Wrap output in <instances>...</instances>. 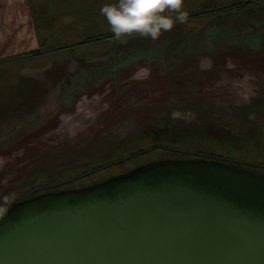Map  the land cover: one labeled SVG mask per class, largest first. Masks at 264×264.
I'll return each mask as SVG.
<instances>
[{"label":"rangeland","instance_id":"374dc122","mask_svg":"<svg viewBox=\"0 0 264 264\" xmlns=\"http://www.w3.org/2000/svg\"><path fill=\"white\" fill-rule=\"evenodd\" d=\"M195 1L205 0H183L182 10L198 11ZM241 1L210 0V6L223 7L214 13L189 16L184 23L176 22L170 31L162 30L156 40L133 33L122 36L121 42L114 34L106 36L113 32L100 11L105 4L118 0H0V59L20 55L0 61V194L9 190L10 198L20 200L27 197L33 184L40 181L53 184L62 177L73 176L82 167L114 162L118 156H127L155 139L157 143L166 142L175 147L192 141L199 151L217 152L246 165H264V0L239 3ZM36 17L40 21L38 26ZM41 36L47 39L45 45L40 44ZM66 43L72 45L67 47ZM42 46L44 52L27 55ZM70 59L81 62L77 70L63 71L60 80L53 85L49 83L48 71L56 70L54 64ZM152 62L160 64L162 70L146 77L148 71L139 69L150 68ZM173 64L177 70L183 67L192 72L170 81ZM252 65L260 70L248 68ZM69 66L70 70L72 65ZM211 66L216 68L211 69ZM137 70L139 74L136 75L142 71L144 78L127 77V73L135 76L133 73ZM198 71H203L204 75L200 77ZM130 80L133 93L141 88L143 93L139 99L126 102L127 98L118 96L115 90L117 82L126 84ZM94 94L104 96L96 104L98 117L91 123L88 134H81L82 137L88 135L87 140L80 143L82 152L87 154L63 163L64 169L56 163L48 165V162L45 167L31 164L19 169L29 150L36 149L32 154L39 156L41 144L46 161L51 160L50 156L62 154L66 148L72 154L80 151L75 150L81 147L71 149L70 142L55 144L54 138L38 140V137L55 128L53 120L80 111L82 103L95 102L97 98L91 97ZM213 97L228 99L230 104L217 106L213 103L211 105L217 106L213 110L208 105L214 101ZM153 101L161 106L168 102L180 109H172L167 104L164 109L157 107L159 115L153 120L156 124L173 112L175 122L200 124L209 121L226 130H235V134L218 125V129L215 127L209 132V123L204 122L190 133L163 138V129L154 127L152 120L143 126L135 119L125 120V114L138 112ZM107 120H111V128L98 133ZM121 122L117 131L121 138H118L115 127ZM23 149L26 156L16 154ZM150 153L162 155L163 150ZM150 153L140 159L111 164L71 184L77 187L92 181L104 182L132 170L140 160L146 162ZM19 174L21 177L17 178ZM36 177L41 178L35 181ZM5 204L7 201L0 206Z\"/></svg>","mask_w":264,"mask_h":264},{"label":"water","instance_id":"95a60500","mask_svg":"<svg viewBox=\"0 0 264 264\" xmlns=\"http://www.w3.org/2000/svg\"><path fill=\"white\" fill-rule=\"evenodd\" d=\"M263 196L252 169L147 163L73 194L14 202L0 215V264H264V206L254 203Z\"/></svg>","mask_w":264,"mask_h":264},{"label":"flooded vegetation","instance_id":"af4514ba","mask_svg":"<svg viewBox=\"0 0 264 264\" xmlns=\"http://www.w3.org/2000/svg\"><path fill=\"white\" fill-rule=\"evenodd\" d=\"M194 3L196 4V6L199 10L215 9L214 11H218V9L223 7V6H219V7L210 6L209 5L210 0H205L204 2L195 1ZM224 7H226V6H224ZM32 8H33V13L36 16V10L34 9V7H32ZM214 11L212 13H214ZM195 12H197V11H195ZM195 12L188 13V17L191 16V14H194ZM36 18H35V22L37 23V26H38V20ZM211 22H213V21H211ZM210 24H214V23H210ZM39 30H38V33H39ZM58 32H61V30ZM113 34L114 33L106 35V36H110ZM39 36H40V33H39ZM88 40H90V39H88ZM45 42H47L46 38H44L43 41H40V44L45 45ZM70 45H72V44H68V43L65 44V46H67V47H70ZM62 46H64V45H62ZM39 51L40 50H38V51L32 50V51H29V53H32L34 55V54H37ZM70 62H74L76 64L73 65ZM161 62H159V63H161ZM65 64H66V66H65ZM69 64L72 65L71 66L72 68L70 70H69V68H70ZM79 64H81V62H79V60L77 61L75 59H70V60L66 61V63H63V64H58V63L54 64L55 66L57 65L56 70L55 71L54 70L48 71L49 75L47 76V78L50 79L49 83H51L52 85L55 84L58 80H60L59 78L62 76L63 71L72 72L74 70H77V66ZM249 65H251V64H249ZM149 67L150 68L140 67L139 70H141L142 68L146 69L148 71V74H145L146 77H148L149 75H152V73H154L156 71L161 72V70H162V68L160 67V64H158V63L152 62L149 64ZM186 67H188V66H186ZM170 68H172V71H171L172 76L168 77V80H170V81H173L177 78H180V79L184 78V77H182V75L184 73L192 72V71H185V68L183 69V67L180 68L181 70H177V66H175L174 64ZM213 68H216V67L211 66V69H213ZM248 68H258L260 70V68L258 66L253 67V65H252V67L249 66ZM139 70H137L133 73V74H135V76L131 75V73H127V74H129L127 77L131 79L132 77L134 78L137 76V78H138L139 76H142L139 78H144L142 71H141L140 75H136V73L139 74L138 73ZM202 72H199L200 77H201V75H204V73H202ZM193 73H194V71H193ZM123 75H125V73H123ZM120 76H122V75L120 74L119 77ZM207 76L208 75L205 74V77H207ZM198 79H199V77H198ZM192 81H195V78H193ZM163 86H164V83H163ZM132 87H133V84H132L131 80L129 82H127L126 84L124 82L119 81V82H117V89L115 91H116V93L119 94L118 96H124L125 98H127L126 102H131L133 100L139 99L140 95L143 93L142 88L139 91H136L133 93ZM164 88H167V87H164ZM103 96H104V94H98V95L94 94L91 97L97 98V100L95 102H93V103L92 102H85L84 104L82 103L83 106H81L82 108L80 109V111H78V112L75 111V113L63 115V116L59 117L57 120H53L55 128H53L52 130H48L46 133H43V134H45V136H43V137L39 136L38 140H40L42 138H47V139L54 138L55 144H59V143L64 144V141H65V142L71 143V145H70L71 149H77L78 147H81L80 143H84L88 138V135L82 137L81 134L82 133L88 134V130H89V127L91 126V123L93 122V120H95L98 117V112H97L98 110L96 109V104L100 103L101 97H103ZM168 98H169V96H167V99ZM178 98H180V96ZM143 99H144V97L142 96V98H140V104L141 105H142L141 100H143ZM212 99H214V101L210 102L208 105L213 107L212 108L213 110H215L217 106H223L226 104H230V103H228V99H221V98L215 99L214 97ZM213 103L217 106L215 107V106L211 105ZM166 104H167V106L171 107L172 109L175 108V109L180 110L177 107L168 105L169 104L168 102L162 103V106H161L160 103L153 101V102L149 103L148 105L143 106V109H140L138 112L133 111L131 113L125 114V116H124L125 120L135 119V121H138L139 124L142 123L141 126H143L145 122H148V121H149V123L153 122V124H155L154 127H157L158 129H163V132H162L163 138H166L168 136H174V137L177 135L180 136L181 134H185L187 132L190 133L191 131L198 129L199 125L204 123V122L209 123L208 127H207L209 132H212L213 130L218 129L216 125H218L219 128H224L223 126H221L219 124L213 125L209 121H201L200 124H198V123L183 124L181 121L175 122L176 120L173 119L174 118L173 112H169L167 118L166 117L163 118V120H164V121L162 120L163 123L161 121V122L156 124V122L153 121V120H155V117L159 115L156 112V109H157V107L164 109ZM200 104H194V105H200ZM104 105H103V107H104ZM161 112H163V110H161ZM190 113H191V110L187 114H190ZM141 120H144V121H141ZM151 120H152V122H150ZM110 121L107 120L104 125H101V127L98 130V133L105 131L106 128H109V127L111 128ZM173 121H174V123H173ZM123 122H121V124H119L115 127V128H117L115 133H116V136L118 138H121V137L118 136V135H120V133H117V131ZM139 127H137V128H139ZM224 130L227 132L232 131L231 133L234 132L233 134H235V130L229 131V130H226L225 128H224ZM129 133H130V131H129ZM159 133L160 132L157 133V136H159ZM89 135H93V133L90 134V132H89ZM126 136H124V138ZM124 138H122L121 140H123ZM60 140H61V142H59ZM93 146H95V144ZM39 148H40V150H42V152H39V156H36L35 153L32 154L33 151L34 152L36 151V149L29 150L27 156L25 155L24 149L22 151L19 150L16 152V154L17 155L19 154V156H26L25 160H23L22 163L18 166L19 169L25 168L27 165H31V164H35V166H37V167H45L46 162H48L47 163L48 165L50 163L51 164L56 163L64 169V167L62 166L63 163L69 162L70 159L75 160L80 155L87 154L86 152H82V147L80 149L75 150V151L80 150L79 152H77L75 154H72L71 152L68 153V150L66 148V150L64 152H62V154L57 153V156H50L51 158L50 157L49 158L51 160L46 161V157L43 156L44 153H43L42 144L39 146ZM160 149L163 150L162 155L156 154V153H150L151 151H155V150L159 151ZM148 153H150L149 159L146 162H143L142 160H140L138 163V166H136V167H140L144 164L152 163L155 161H161V160H177V159H179V160L180 159H183V160L195 159V160H197L198 159V160L216 161V162L231 164V165H234L237 167L252 169V170L264 175V165H262L261 163H256V164L253 163V164H249V165L247 164L246 165V164H242L243 162L231 160L228 157H224L222 154L217 153V152L199 151L197 149V147L192 144V141L188 144H184L183 147H175L173 145L166 144V142L165 143H161V142L157 143V140L155 139V141L153 143H150L147 146L140 147L139 149H135L132 152H129V155H127V156H123V155L118 156V158H116L114 162L109 161L106 163H100L97 165H93L92 167H89V168L82 167L78 173L74 174L73 176L62 177L61 180L57 181L56 183L46 184L43 181H40L38 183L35 182L36 184L31 185V186H33V189L29 191V193L27 194V197H25V198H29V197H32V196L38 194L36 190H42L44 192L50 191V192H55L56 194L62 193V192L73 194V193H75V191H79L80 189H82L84 187H88V186L94 187L95 184L100 183V182L92 181V182H89L88 184H84V185L77 186V187H73V185L71 183L74 181H77L83 177H86L88 175H93V173H96V171L103 169L107 166H110L111 164H115V163L119 164V163H122L123 161L126 162L128 159H131V158L132 159L133 158H139L140 159L142 157H146ZM12 154L14 155L15 153H12ZM171 156H174V157H171ZM41 158H43L44 160H40ZM59 163H61V164H59ZM136 167H134V168H136ZM20 172H21V176H22L23 169ZM21 176L19 174L17 176V178H20ZM37 178H41V177H36L35 181H37ZM14 179H15V177H14ZM8 192H9V190L6 193L4 192V193L0 194V205L3 202L7 201V204L0 206V209L4 210L3 212H0V215H1V213L8 212L13 207L14 202L19 201V200L15 201L12 198H10ZM53 195H55V194H53ZM62 196H65V195H62ZM62 196H53L52 200L55 201L57 204H59V199ZM98 196H100V194ZM22 199H24V198H22ZM248 201L252 202L251 200H248ZM254 203H261L260 206H264V196L261 197V199L258 202L254 201ZM26 207H27V205L24 204V206H22V209H26ZM52 207L54 208L55 206H52ZM262 209L264 210V208H262ZM25 213H26V211L21 212V214H23V215Z\"/></svg>","mask_w":264,"mask_h":264},{"label":"clouds","instance_id":"9594fccd","mask_svg":"<svg viewBox=\"0 0 264 264\" xmlns=\"http://www.w3.org/2000/svg\"><path fill=\"white\" fill-rule=\"evenodd\" d=\"M182 4L183 0H118L105 4L100 11L117 40L133 33L156 40L162 30L170 31L174 23L187 21Z\"/></svg>","mask_w":264,"mask_h":264},{"label":"trees","instance_id":"16d2710c","mask_svg":"<svg viewBox=\"0 0 264 264\" xmlns=\"http://www.w3.org/2000/svg\"><path fill=\"white\" fill-rule=\"evenodd\" d=\"M244 2V0L243 1H241L240 3H243ZM215 9H210V10H199V11H197V12H195L194 14H191V16L192 15H199V14H201V13H208V12H213ZM37 20H38V25H39V19L37 18ZM38 30H39V28H38ZM107 35H109V34H107ZM42 38V41L44 40V37H41Z\"/></svg>","mask_w":264,"mask_h":264},{"label":"crops","instance_id":"0c3cea01","mask_svg":"<svg viewBox=\"0 0 264 264\" xmlns=\"http://www.w3.org/2000/svg\"><path fill=\"white\" fill-rule=\"evenodd\" d=\"M242 73H243V72H242ZM245 74H246V76H248V75H247L248 73L245 72ZM238 76H239V77H243V75H238ZM251 76H252V75H251ZM76 104H77V103H76ZM77 108H78V104H77Z\"/></svg>","mask_w":264,"mask_h":264}]
</instances>
